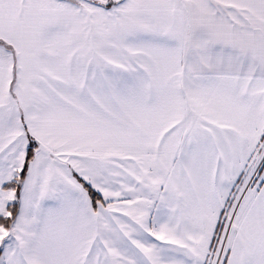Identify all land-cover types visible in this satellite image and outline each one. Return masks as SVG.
<instances>
[{"label": "snow or ice", "instance_id": "6c2138e0", "mask_svg": "<svg viewBox=\"0 0 264 264\" xmlns=\"http://www.w3.org/2000/svg\"><path fill=\"white\" fill-rule=\"evenodd\" d=\"M0 264H264V0H0Z\"/></svg>", "mask_w": 264, "mask_h": 264}]
</instances>
